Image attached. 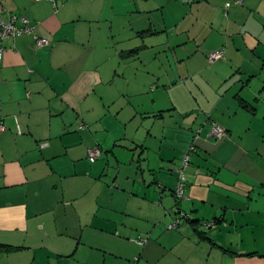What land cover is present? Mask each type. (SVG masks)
I'll list each match as a JSON object with an SVG mask.
<instances>
[{
	"label": "crops",
	"instance_id": "obj_1",
	"mask_svg": "<svg viewBox=\"0 0 264 264\" xmlns=\"http://www.w3.org/2000/svg\"><path fill=\"white\" fill-rule=\"evenodd\" d=\"M0 10V264H264V0Z\"/></svg>",
	"mask_w": 264,
	"mask_h": 264
},
{
	"label": "built area",
	"instance_id": "obj_2",
	"mask_svg": "<svg viewBox=\"0 0 264 264\" xmlns=\"http://www.w3.org/2000/svg\"><path fill=\"white\" fill-rule=\"evenodd\" d=\"M51 2H54V0H48ZM184 1H188L190 2L191 0H184ZM2 14V11L0 10V15ZM33 31L31 25H30V19L19 15V14H15V13H7L6 18L4 19L2 16H0V38L1 39H6V38H15L18 35L24 34V33H28ZM49 41L47 39H43V38H36V42L35 45L38 47H42L44 45H48ZM3 47L0 46V61L2 60L3 57ZM223 56L222 52H215L211 55H209V60L210 61H214L215 59H220ZM3 128V125L0 124V130ZM210 135L215 139V140H220L222 139L225 135L226 132L223 128L217 126L216 124H214L211 128V132ZM100 155V150L98 148H90L89 149V159L91 161L96 160ZM190 160L189 156H186L183 159V164H188ZM180 181L177 185L175 194L176 197L178 199H180V197L183 195V191H182V182H185V177L184 175L181 173L180 174ZM179 222V221H178ZM177 222V223H178ZM177 223H175L173 225L172 228L176 227ZM143 242V241H142Z\"/></svg>",
	"mask_w": 264,
	"mask_h": 264
},
{
	"label": "trees",
	"instance_id": "obj_3",
	"mask_svg": "<svg viewBox=\"0 0 264 264\" xmlns=\"http://www.w3.org/2000/svg\"><path fill=\"white\" fill-rule=\"evenodd\" d=\"M14 249H15V248L10 247V246L0 245V252H3V253L11 252V251H13Z\"/></svg>",
	"mask_w": 264,
	"mask_h": 264
},
{
	"label": "bare ground",
	"instance_id": "obj_4",
	"mask_svg": "<svg viewBox=\"0 0 264 264\" xmlns=\"http://www.w3.org/2000/svg\"><path fill=\"white\" fill-rule=\"evenodd\" d=\"M215 52H222V53H223V56H222V57H223V58L225 57V56H224V52H223L222 50L215 51ZM215 52H213V53H215ZM213 53H211V54H213ZM222 57H221V58H222ZM217 126H218V125H217Z\"/></svg>",
	"mask_w": 264,
	"mask_h": 264
},
{
	"label": "rangeland",
	"instance_id": "obj_5",
	"mask_svg": "<svg viewBox=\"0 0 264 264\" xmlns=\"http://www.w3.org/2000/svg\"><path fill=\"white\" fill-rule=\"evenodd\" d=\"M116 85V84H115ZM115 87H117V86H115Z\"/></svg>",
	"mask_w": 264,
	"mask_h": 264
}]
</instances>
